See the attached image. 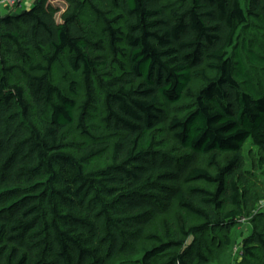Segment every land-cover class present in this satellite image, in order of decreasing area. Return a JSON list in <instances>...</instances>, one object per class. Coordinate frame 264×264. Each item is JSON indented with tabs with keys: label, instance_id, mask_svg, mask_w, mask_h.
Wrapping results in <instances>:
<instances>
[{
	"label": "trees",
	"instance_id": "obj_1",
	"mask_svg": "<svg viewBox=\"0 0 264 264\" xmlns=\"http://www.w3.org/2000/svg\"><path fill=\"white\" fill-rule=\"evenodd\" d=\"M65 1L73 11L59 24L41 2L0 18L2 50L18 57L25 80V89L0 81V264H153L163 256L166 264H206L205 231L243 217L237 171L247 141L264 166V88L251 72L264 75V55L246 39L244 55L238 48L241 29L254 37L248 19L264 30V0H110L106 13L91 5L102 39L84 27L83 4ZM62 61L83 77L82 112L95 90L102 95L101 122L113 138L97 150L111 152L104 170L86 172V159L61 144L77 107L76 84L66 93L50 77ZM192 76L205 81L194 94L187 89ZM185 95L192 110L168 128L190 157L174 158L148 136ZM222 154L232 158L215 175L191 166L197 155H209L211 166ZM223 200L231 210L217 218L213 210H222ZM174 204L204 224L186 231L181 222L183 239L166 242L145 234ZM256 218L243 257L264 264V214ZM146 242L157 246L139 250Z\"/></svg>",
	"mask_w": 264,
	"mask_h": 264
},
{
	"label": "rangeland",
	"instance_id": "obj_2",
	"mask_svg": "<svg viewBox=\"0 0 264 264\" xmlns=\"http://www.w3.org/2000/svg\"><path fill=\"white\" fill-rule=\"evenodd\" d=\"M172 2L174 0H171ZM43 4L50 8L54 20L57 24L64 22V20L72 13L73 6L65 0H20L16 6L8 7L1 4L0 0V18L5 16H16L23 11L29 10L36 3ZM83 4L82 17L85 21L84 27L91 32L97 39H102V23L93 12L91 5L95 6L100 12H108L110 0H79ZM245 6V5H244ZM248 33L253 32L254 37H246L244 30H240L238 39V48L242 55L244 51L241 48L242 41L246 39L247 48L258 55H264V30L261 25L255 21L248 19ZM247 32V31H246ZM247 33V34H248ZM231 53V52H230ZM35 63L40 62V57L33 55ZM102 57L106 58L107 55ZM245 57V56H244ZM110 65L109 59H107ZM21 63L18 57L13 53L7 54L2 50L0 41V81L2 78L6 80L9 87H21L25 89V80L20 72ZM103 68L99 69V72ZM255 78L261 88H264V75L260 69H251ZM210 78L211 74H206ZM50 77L53 83L64 92H68L72 84H76L74 100L76 103V110L74 113V122L72 126L66 128L61 134V144L65 150L77 160L82 161V165L86 172H95L104 170L112 163V156L110 150L97 153L99 147L107 142L113 140L112 136L103 128L102 118L104 112L102 109V95L98 90L92 94V101L87 103L85 110L82 112V107L87 100V92L83 77L80 73H73L68 67L67 63L62 61L55 64L51 71ZM205 84V81L200 76H192L188 85V92L194 94L198 92ZM24 101L27 105H31L27 93L25 92ZM194 101L189 96L185 95L176 104L167 106L165 112V122L155 128L148 136L149 139L159 144V150L174 157L185 158L190 157L187 150L181 149L174 140L170 130L169 124L172 118H182L192 110ZM33 123L35 118L31 110ZM92 156L88 157L90 151ZM242 166L237 171V182L243 195V210L244 214L232 226L212 229L205 231L203 241V255L206 258V264H259L253 260H248L243 257V242L253 234L254 226L257 223L258 216L262 215L257 210V205L260 200L264 199V166L260 162L261 155L259 151L247 141L240 153ZM209 155H197L193 157L192 167L202 168L210 174L215 175L219 169L231 160V154H222L216 157L215 165H208ZM193 186L204 188L211 193H216L217 187H207L201 182L192 184ZM186 187V186H185ZM222 210H213V215L217 218L223 213L231 210L229 204L223 200ZM185 225L187 231L193 227H199L204 224L203 221L197 219L195 216L189 215L183 210H180L176 204L162 215L157 216L147 227L145 234L157 236L163 242H166L168 237L177 236L183 239L178 226L179 223ZM193 237L186 238V243L191 244ZM154 242L141 243L140 249H151L156 247ZM260 255V254H259ZM142 254L138 253L132 261L141 259ZM168 256H163L156 259L153 264H166ZM123 260H117L111 264H119Z\"/></svg>",
	"mask_w": 264,
	"mask_h": 264
},
{
	"label": "built area",
	"instance_id": "obj_3",
	"mask_svg": "<svg viewBox=\"0 0 264 264\" xmlns=\"http://www.w3.org/2000/svg\"><path fill=\"white\" fill-rule=\"evenodd\" d=\"M20 0H1V4H4L8 7H14ZM257 210L264 214V201L259 204Z\"/></svg>",
	"mask_w": 264,
	"mask_h": 264
}]
</instances>
